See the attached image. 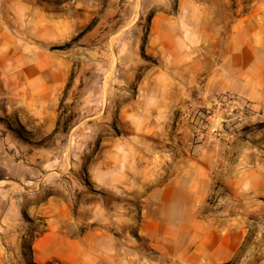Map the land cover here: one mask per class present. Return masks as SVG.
Masks as SVG:
<instances>
[{
  "label": "crops",
  "instance_id": "crops-1",
  "mask_svg": "<svg viewBox=\"0 0 264 264\" xmlns=\"http://www.w3.org/2000/svg\"><path fill=\"white\" fill-rule=\"evenodd\" d=\"M215 8L179 0L176 16L155 15L152 24H162V31L156 28L148 45L158 63L139 72L140 63L130 62L118 81L134 82L135 96L121 102L119 133L103 139L94 165L103 183L140 185V240H124L122 248L97 229L73 238L70 219H50L53 213L40 210L48 226L32 243V264H135L140 258L146 264H233L242 253L240 264H264L260 229L253 253L247 245V208L256 204L252 178L261 175L226 157L230 151L220 139L201 142L183 117L221 93L254 110L264 104V22L253 11L221 26ZM64 11L39 0H0V119L15 120L41 146L55 135L70 71L49 50L51 40L73 33ZM6 126L0 124V151L24 144ZM13 215L17 220L21 213Z\"/></svg>",
  "mask_w": 264,
  "mask_h": 264
},
{
  "label": "rangeland",
  "instance_id": "rangeland-1",
  "mask_svg": "<svg viewBox=\"0 0 264 264\" xmlns=\"http://www.w3.org/2000/svg\"><path fill=\"white\" fill-rule=\"evenodd\" d=\"M178 1L39 0L56 12L65 10L71 21V37L49 43V50L63 59L70 71L57 111L55 135L46 146L32 142L36 136L15 120L0 119L7 131L24 141L19 147L0 151V257L4 264H32V243L48 226L49 216H38L40 210L53 213L50 219H70L73 238L97 229L105 238L122 243V248L124 240H140L136 233L141 201L135 198L140 185L103 183L102 169L94 165V157L108 133H119L121 102L135 96L134 82L127 87L118 86V81L130 62L140 63L139 72L158 63V56L149 54L148 43L156 28L162 31V24L153 25L152 18L161 13L176 16ZM191 1L197 5L213 2L221 26L225 20L249 17L253 11L264 22V0ZM63 3L66 6L60 7ZM235 99L246 105L245 114L235 110L227 116L229 109L215 105L214 116L207 120L215 133L196 135L210 144L211 139H220L230 151L226 157L261 175L252 178L256 204L247 208L252 226L247 245L252 252L255 232L260 229L259 237L264 235V104L254 110ZM221 196L227 198L226 192ZM18 211L21 215L16 220L13 214ZM246 256L242 253L233 264H240ZM140 259H135V264H146Z\"/></svg>",
  "mask_w": 264,
  "mask_h": 264
},
{
  "label": "built area",
  "instance_id": "built-area-1",
  "mask_svg": "<svg viewBox=\"0 0 264 264\" xmlns=\"http://www.w3.org/2000/svg\"><path fill=\"white\" fill-rule=\"evenodd\" d=\"M215 105L219 106L224 111L229 109L230 112H227V116H230L235 110L240 114H245L247 112L246 105L238 103L234 95H231L230 93L215 95L209 99L206 105L201 106V104H198L185 112L184 119L190 123L194 134L198 133L203 135L206 133H215L214 128L207 122L210 116H214L213 108ZM230 121H232V119Z\"/></svg>",
  "mask_w": 264,
  "mask_h": 264
}]
</instances>
